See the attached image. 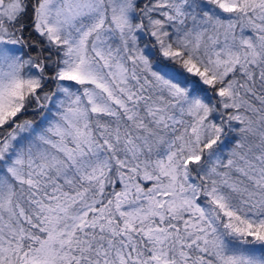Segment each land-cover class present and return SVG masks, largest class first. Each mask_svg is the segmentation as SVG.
Here are the masks:
<instances>
[{"label":"snow or ice","instance_id":"1","mask_svg":"<svg viewBox=\"0 0 264 264\" xmlns=\"http://www.w3.org/2000/svg\"><path fill=\"white\" fill-rule=\"evenodd\" d=\"M0 264H264V0H0Z\"/></svg>","mask_w":264,"mask_h":264}]
</instances>
